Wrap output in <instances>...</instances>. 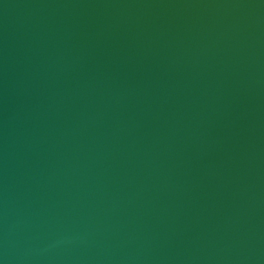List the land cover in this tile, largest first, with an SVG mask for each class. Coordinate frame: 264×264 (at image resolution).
Wrapping results in <instances>:
<instances>
[{
	"label": "water",
	"instance_id": "obj_1",
	"mask_svg": "<svg viewBox=\"0 0 264 264\" xmlns=\"http://www.w3.org/2000/svg\"><path fill=\"white\" fill-rule=\"evenodd\" d=\"M0 264H264V0H0Z\"/></svg>",
	"mask_w": 264,
	"mask_h": 264
}]
</instances>
